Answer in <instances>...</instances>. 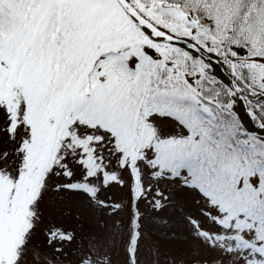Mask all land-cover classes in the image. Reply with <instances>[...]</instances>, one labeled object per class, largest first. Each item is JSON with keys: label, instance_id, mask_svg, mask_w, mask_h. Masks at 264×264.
<instances>
[{"label": "snow or ice", "instance_id": "1", "mask_svg": "<svg viewBox=\"0 0 264 264\" xmlns=\"http://www.w3.org/2000/svg\"><path fill=\"white\" fill-rule=\"evenodd\" d=\"M0 264H264V0H0Z\"/></svg>", "mask_w": 264, "mask_h": 264}]
</instances>
